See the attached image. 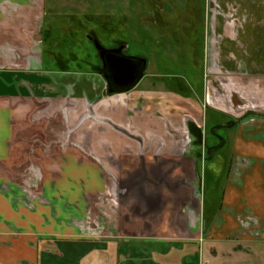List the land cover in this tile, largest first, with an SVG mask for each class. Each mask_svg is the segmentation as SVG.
I'll use <instances>...</instances> for the list:
<instances>
[{
	"label": "crops",
	"instance_id": "crops-1",
	"mask_svg": "<svg viewBox=\"0 0 264 264\" xmlns=\"http://www.w3.org/2000/svg\"><path fill=\"white\" fill-rule=\"evenodd\" d=\"M39 4L40 0H0V264H185L187 257L197 254L213 258L226 254L233 262H243L250 250H245L241 241L257 242L254 232L264 230V117L251 127L241 123L237 129L221 202L207 227L199 228L194 221L186 225L187 240L164 237L153 225L144 223L130 233L112 230L107 234H88L76 223L83 214V192L95 194L93 190L106 182L100 162L104 167L112 155L137 154L136 137L145 144L146 154L156 152L162 158H176L184 129L188 133L187 147L192 139L188 120L183 121L180 115H223L228 110L223 99L225 104L220 105V100H209L208 95L206 104L202 102L198 96L201 86L199 91L187 86L185 97L173 93L183 107H177L181 110L175 112L158 109L157 101L151 99L152 91L137 97L122 96L124 93L101 97L89 78L67 80L57 74L61 70L55 71V77L50 75L42 68L37 53L35 21ZM229 4L234 5L236 22L230 27L222 23L218 29L213 27V38L221 34L222 41L218 48L213 45L212 54L218 63L213 60L212 70L234 74L237 82L242 79L241 71H253L263 62L259 58H264V0H241L238 6L235 0ZM229 10L227 7L225 12ZM66 88L81 94L66 97L62 94ZM69 98L70 114L66 110ZM135 100L142 101L139 107H134ZM40 103L47 109L46 115H80L88 109L111 123L99 132L94 128L97 124L89 119L87 130L74 132L73 145L64 143L54 163L48 165L52 170L42 181V195L33 193L29 197L13 185L16 182L7 176L6 169L13 159L20 115ZM253 105L264 107V99ZM165 121L175 132L174 142L168 143ZM195 121L189 122L195 126ZM215 125L216 122L212 127ZM154 139L162 140L164 146L157 149L158 141ZM213 147V151L222 150L218 144ZM169 150L177 153L168 155ZM181 155L194 169L201 162L189 151ZM144 198L154 197L145 194ZM199 229L204 231L201 241L194 235ZM210 242L221 246L211 248ZM204 243L207 246L201 252Z\"/></svg>",
	"mask_w": 264,
	"mask_h": 264
},
{
	"label": "rangeland",
	"instance_id": "rangeland-1",
	"mask_svg": "<svg viewBox=\"0 0 264 264\" xmlns=\"http://www.w3.org/2000/svg\"><path fill=\"white\" fill-rule=\"evenodd\" d=\"M233 2L235 0H40L35 37H42L39 56L42 68L50 75L55 77V70L62 68L61 60L71 72L83 71L74 76L82 81L89 78L87 80L100 96L107 97L102 75L90 67L96 60V49L87 36L91 35L101 45L122 46L125 54L147 59L146 74L133 90L122 96L137 97L152 91L154 97L151 99L157 101L158 109L175 112L183 107L177 104L173 93L185 97L187 90L180 88L187 86L194 87L192 91H199L201 86L198 96L204 103L208 97L212 101L220 100V105L226 100L228 112L223 115H180L183 121L196 120V125L201 126L200 139H197L195 131L187 125L192 138L187 151L201 161L195 169L181 155L182 151L186 153L188 144L186 129L180 138L182 146L177 159L162 158L156 152L146 154L143 151L145 144L136 137L137 154L112 155L110 163L104 167L100 162L101 175L105 176L106 182L93 190L95 194L83 192V214L76 221L88 234H107L112 230L130 233L144 223L153 225L164 237L185 241L189 235L187 224L194 221L199 228H205L212 221L221 202L235 133L241 123L251 127L255 120L264 117V107L253 105L264 99L263 57L259 58L263 62H259L255 70L241 71V81L236 82L234 74L229 72L212 70L213 45L218 48L222 41L221 34L213 38V27L218 29L220 23L229 27L234 25V5L229 4ZM239 2L241 0H236L237 6ZM227 7L230 10L225 12ZM99 22L101 25L97 24ZM58 52L62 53L59 59L56 57ZM72 56L76 58L70 59ZM93 71L95 74H91ZM166 86L168 91L164 89ZM62 92L66 97L72 96L70 88ZM70 101L69 98L66 107L69 114L72 112ZM140 102L135 100L134 107H139ZM46 112L40 103L29 113L20 115L13 139V159L6 169L7 176L16 182L13 185L29 197L33 193L41 194L42 181L52 170L48 165L54 163L52 160L64 143L73 145L74 132L87 130L85 126L89 119L97 124L94 128L99 132L111 123L99 114L92 115L88 109L80 115H46ZM215 122L220 127L213 128ZM117 130L133 136L123 128ZM164 132L166 135L173 132L167 121ZM172 139L170 137L168 143L174 142ZM156 141L157 149L164 146L162 140ZM196 141L200 143L196 144ZM214 144L222 150L213 151L216 149ZM175 153L168 151V155ZM145 194L154 198L145 199ZM194 235L201 241L203 229ZM254 235L259 238L257 242L241 241L245 250H250L243 256V262H233L226 254L218 258L197 254L194 258L187 257L185 264H248V260L251 264H264V230L254 232ZM219 245L210 242L211 248ZM201 246L202 252L207 243Z\"/></svg>",
	"mask_w": 264,
	"mask_h": 264
},
{
	"label": "water",
	"instance_id": "water-1",
	"mask_svg": "<svg viewBox=\"0 0 264 264\" xmlns=\"http://www.w3.org/2000/svg\"><path fill=\"white\" fill-rule=\"evenodd\" d=\"M94 46L102 62H104V57L107 58L110 71L109 80L117 84L115 89L108 88L109 92L121 93L127 91L133 88L142 78L147 65L145 57L124 54L122 46L105 48L96 39H94ZM103 77L106 78L108 75L103 73ZM106 80L108 81V78Z\"/></svg>",
	"mask_w": 264,
	"mask_h": 264
},
{
	"label": "flooded vegetation",
	"instance_id": "flooded-vegetation-1",
	"mask_svg": "<svg viewBox=\"0 0 264 264\" xmlns=\"http://www.w3.org/2000/svg\"><path fill=\"white\" fill-rule=\"evenodd\" d=\"M41 32H42V29H40V34H41ZM88 36V35H87ZM37 39H39V44L41 43L40 41L42 40V37L39 35V38L38 37H36ZM89 40L93 43V45H94V38H93V36H91L90 35V37H89ZM102 46H104L105 48H114V47H116L115 45H102ZM95 47V46H94ZM96 49V48H95ZM40 51V45L37 47V53H38V56H39V52ZM95 52H96V60H95V62L94 63H91V65H90V67L94 70L95 69V72L97 71V72H99L101 75H102V77H103V73H105L106 75H108V77H106V78H108V81L106 80V78H104L103 77V79H104V81H105V87H106V91H107V93H108V95H114V94H121V93H128V92H130L131 90H133L134 88H135V86L133 87V88H131V89H129V90H127V91H124V92H121V93H118V92H113V91H111V92H109L108 91V88H111V89H115L116 87H117V84H115V83H113V82H111L110 80H109V74H110V71H109V65H108V60H107V58L106 57H104V62H102V60H101V58H100V56H99V54H98V51L97 50H95ZM122 52L125 54V49H122ZM59 54H56L57 56L56 57H58V59L60 58V56H61V54L62 53H60V52H58ZM40 57V56H39ZM73 58H76L75 56H72L70 59H73ZM110 60V59H109ZM60 61V65L62 66V68H60L59 70H61V72H59V73H57V74H59V76L60 77H62V78H64V79H67V78H71L70 80H78L79 78L78 77H76V76H74V73H82L83 71H76V72H74V71H72L71 72V70H68V69H66L65 67L67 66L66 64H62L61 63V60H59ZM42 64V63H41ZM147 67H148V61H147V65H146V68H145V70H144V72H143V76L146 74V70H147ZM56 71V70H55ZM58 71V70H57ZM95 72L93 71L91 74H95ZM71 73H73V74H71ZM78 76H80V75H78ZM142 76V77H143ZM81 77V76H80ZM95 78V77H94ZM160 78H165V76H163V75H160ZM164 86V85H163ZM169 86V85H168ZM168 86H166V88H164L165 89V91L167 90L168 91V89H167V87ZM165 87V86H164ZM181 90L182 91H186L187 90V88H181ZM70 91H71V95H79V94H81L80 92L81 91H75L74 89H72V88H70ZM144 91V90H143ZM147 91V90H146ZM79 92V93H78ZM78 93V94H77ZM100 99V98H99ZM186 123H189V121L188 122H186ZM196 126V125H195ZM198 129H199V132H200V134H201V130H200V127H198V126H196ZM215 127H220V125H215ZM175 132L173 131V132H171V133H168V136H170V137H172V138H174V136H175V134H174ZM197 139H200L199 137H196ZM200 141V140H199ZM197 143L196 144H198V143H200V142H198V141H196ZM188 143V142H187ZM188 147L186 146V148H185V151L187 152V149Z\"/></svg>",
	"mask_w": 264,
	"mask_h": 264
},
{
	"label": "trees",
	"instance_id": "trees-1",
	"mask_svg": "<svg viewBox=\"0 0 264 264\" xmlns=\"http://www.w3.org/2000/svg\"><path fill=\"white\" fill-rule=\"evenodd\" d=\"M88 17H89V16H88ZM97 24H98V25H99V24L101 25L100 22L97 23ZM188 125H189L190 128H192V129L195 131V133L197 134V136L200 137L201 134H200V132H199V129H198L196 126H194L192 122H189Z\"/></svg>",
	"mask_w": 264,
	"mask_h": 264
}]
</instances>
